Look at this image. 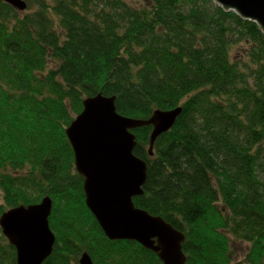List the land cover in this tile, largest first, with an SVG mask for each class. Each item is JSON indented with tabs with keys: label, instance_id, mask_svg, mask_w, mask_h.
<instances>
[{
	"label": "trees",
	"instance_id": "1",
	"mask_svg": "<svg viewBox=\"0 0 264 264\" xmlns=\"http://www.w3.org/2000/svg\"><path fill=\"white\" fill-rule=\"evenodd\" d=\"M0 0V215L53 199L43 264H163L109 239L86 204L66 128L85 97L147 119L183 110L149 153L136 206L185 234L186 264H264V30L214 0ZM0 264L17 252L0 227Z\"/></svg>",
	"mask_w": 264,
	"mask_h": 264
},
{
	"label": "water",
	"instance_id": "2",
	"mask_svg": "<svg viewBox=\"0 0 264 264\" xmlns=\"http://www.w3.org/2000/svg\"><path fill=\"white\" fill-rule=\"evenodd\" d=\"M17 9L25 0H4ZM243 18L255 20L264 30V0H214ZM183 107L156 109L150 118L125 116L117 111L116 96L101 92L85 97L83 109L66 128L77 172L83 176L86 204L111 240H134L157 253L163 264H186L185 234L162 216L136 206L134 197L144 193L147 161L134 153L133 129L151 125L149 153L160 135L169 131ZM53 199L19 205L0 215L3 234L16 248L17 264H43L51 256L56 234L50 226ZM78 264H95L84 252Z\"/></svg>",
	"mask_w": 264,
	"mask_h": 264
},
{
	"label": "rangeland",
	"instance_id": "3",
	"mask_svg": "<svg viewBox=\"0 0 264 264\" xmlns=\"http://www.w3.org/2000/svg\"><path fill=\"white\" fill-rule=\"evenodd\" d=\"M2 201V194H1V190H0V202ZM10 209V208H9Z\"/></svg>",
	"mask_w": 264,
	"mask_h": 264
}]
</instances>
